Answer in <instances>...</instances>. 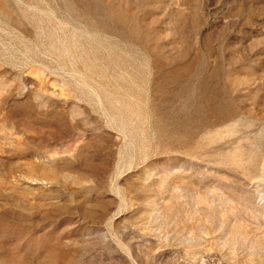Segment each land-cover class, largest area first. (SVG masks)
<instances>
[{
    "label": "rangeland",
    "instance_id": "obj_1",
    "mask_svg": "<svg viewBox=\"0 0 264 264\" xmlns=\"http://www.w3.org/2000/svg\"><path fill=\"white\" fill-rule=\"evenodd\" d=\"M0 264H264V0H0Z\"/></svg>",
    "mask_w": 264,
    "mask_h": 264
}]
</instances>
